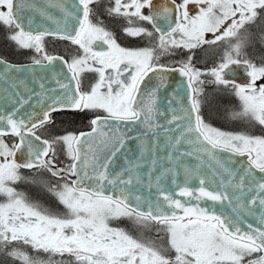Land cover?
Listing matches in <instances>:
<instances>
[{
	"label": "snow or ice",
	"instance_id": "6c2138e0",
	"mask_svg": "<svg viewBox=\"0 0 264 264\" xmlns=\"http://www.w3.org/2000/svg\"><path fill=\"white\" fill-rule=\"evenodd\" d=\"M98 4L100 0H76L71 5L74 11H69L63 3L49 0V6L58 7L64 13V26L60 27V21H53L57 24L55 32L34 33L24 26L23 13L33 7L29 0H0V24L11 30L8 39L19 48L40 54V58L33 59L35 65L45 62L51 65L59 60L70 74L68 83L55 81L63 90L62 95H47L43 91L39 94V103H51L47 104L38 122L15 118L19 108L10 115L0 116V124L5 125L0 128V197L5 199L0 203V246L7 248L19 242L51 256L68 255L74 259V264H264V228L249 223V231H242L239 219L233 221L206 207L182 203L168 194L163 196V201L172 209L170 213L163 211L159 204L155 209L150 205L146 211L141 210L139 196L135 197V207L129 203V187L141 184L138 169L144 167L146 157L152 171L157 170L159 158L152 153L158 150L157 129L164 127L155 120L158 89L142 93L141 85L149 73L176 71L187 80L191 92L190 109L183 116L173 115L168 121L174 125L184 120L186 124L183 130L176 129L179 135L169 139L166 145L176 156L166 155L165 159L179 164L182 158L193 157L197 165L183 168L185 176H191L198 173L206 157L212 172L211 183L223 189L210 191L204 187L209 181L200 178L199 195L187 186L180 188L178 195L190 200L205 198L220 204L227 201L238 218L243 213L251 214L253 208L264 209V136L234 134L210 127L200 115L198 99L205 83L201 77L211 76V83L231 86L235 91L242 105V111L235 114L237 117H248L264 126V86H256L257 80L264 79V65L257 66L242 58L249 40L242 30L247 33L246 26L264 17V0H180L179 3L162 0L159 5L153 0H113L106 12L110 16L127 18L126 35L155 41L153 46L139 49L121 47L102 21L93 22V5ZM190 5L196 6L195 14L190 12ZM144 9H149V13L145 14ZM41 15L46 13L41 12ZM69 20L73 21L71 30ZM137 21L151 25L152 30L139 26ZM28 24L30 27L31 21ZM207 34L214 38H206ZM48 35L70 41L82 50V54L74 56L70 62L48 55L43 44ZM220 41H228L229 50L208 72L193 65L192 55L181 62L179 68H166L158 63L159 55L171 54L175 49L192 53L203 45ZM5 63L0 59V64ZM232 65L244 67L250 77L246 86L226 78V70ZM13 67L6 65V70ZM86 72L96 73L98 77L87 92L80 88L81 76ZM159 79L158 87L164 86V77L159 76ZM39 87L43 90L44 84ZM49 91L57 93L58 90ZM28 102L22 98L20 108ZM61 110H102L106 115L91 120L90 132L42 140L36 129L51 123V113ZM109 121L118 124L110 126ZM137 123L143 126V131L136 136L129 135L131 127L121 131L119 126ZM168 131L171 129H166ZM8 135L17 137V142L6 143L4 137ZM129 140L139 141L138 152L131 156L128 154L131 149L124 151ZM153 142L156 149L152 147ZM57 144L65 147L71 161L66 168H59L55 163ZM184 144L192 150L181 151ZM221 152L230 155L222 159ZM17 153L24 155L23 162H17ZM121 154L123 165L110 172ZM232 157L247 159L234 169L230 165L237 161ZM33 168L43 169L60 179L75 177L49 189L66 209L65 214L41 210L12 186L23 179L21 169ZM156 179L159 182L160 177ZM106 188L113 193L119 189V195L105 194ZM121 217L145 226L150 222L159 224L167 235V247H155L110 226L111 220ZM260 223L264 225V215ZM7 254L20 264H42L19 249Z\"/></svg>",
	"mask_w": 264,
	"mask_h": 264
},
{
	"label": "water",
	"instance_id": "95a60500",
	"mask_svg": "<svg viewBox=\"0 0 264 264\" xmlns=\"http://www.w3.org/2000/svg\"><path fill=\"white\" fill-rule=\"evenodd\" d=\"M53 3L61 2L64 7L69 11H74L71 5L76 2V0H52ZM154 4L159 5L162 0H153ZM29 3L33 6L30 9H26L23 13L25 30H31L34 33L39 31H49L55 32L57 29V24L53 21H60V27L64 26L65 16L64 13L58 7L49 6V0H29ZM41 12L46 13V15H41ZM51 17L52 19H48ZM28 21H31V26L29 27ZM163 23V22H161ZM73 21L69 20L68 27L71 30ZM54 36V35H49ZM62 57L60 55H51ZM5 64H0V116L10 115L13 111L19 108V112L16 113L15 118H23L26 121L38 122L43 111L47 110V104L51 101H46L44 103H39L40 93L43 91L47 95H62L63 90L59 89L56 84V80L59 79L62 83H68L70 81V74L67 72V66L62 64L61 61L57 60L51 65H35L34 63L16 64L14 62H8L7 60L0 57ZM6 65H14L10 71L6 70ZM166 68H179L180 65H164ZM244 71L243 66L233 65L226 72L240 73ZM159 76L164 77V86L158 87L160 85ZM43 83L44 89L41 90L39 85ZM74 84V82H72ZM57 89V93H51L50 89ZM153 89H158L156 92V108L158 114L155 117L156 122L163 125V128L157 129V137L159 141L158 150H154L152 153L153 157H158L157 170L152 171L149 159L146 157L144 160V167L138 169L141 176V184L133 185L129 187L130 199L129 203L135 207L136 201L135 197H141L140 208L141 210H147L151 205L155 209L156 205L159 204L163 211L170 213L172 209L167 208L165 202L163 201V196L165 194L172 195L174 199L181 200L182 203H190L191 206L199 205L201 207H206L210 211H214L217 215L222 217H228L233 221L239 219V226L242 231H249L247 225L250 223L253 227L264 228V225L260 223V218L264 215V209L253 208L251 214L243 213L240 217H237V213L232 211V207L227 201L223 204L218 202H213L205 198L200 200H190L188 197H181L178 195L180 188L187 186L189 189L193 190L196 195H199V184L200 178H206L209 183H206V187L210 191H223L222 188L218 187L217 183H211L212 172L209 168L207 158L205 157V163L199 168V171L195 175L185 176L183 168L187 165L190 168H194L198 161L193 157L182 158V163H177L174 161H168L165 159L166 155L176 156V153L167 148L166 145L169 139H175L179 135L176 129L183 130L186 121L178 120L176 124H169L168 121L173 115L183 116L186 110L190 109V99L191 92L187 87V80L182 77L179 72L168 71L163 73H149L145 77L143 84L141 85V92L146 93ZM26 99L29 102L26 103L22 108H20L19 101L21 99ZM146 98V97H145ZM57 112V111H56ZM103 117V116H100ZM110 126H116L118 122L109 121ZM121 131H127L129 127L132 131L129 132L130 136L140 135L143 131V126L139 123L136 125L119 124ZM5 125L0 124V128H4ZM92 127V126H91ZM166 129H171V131L166 132ZM91 128L84 130L80 133L90 132ZM42 139V138H41ZM147 139V137H145ZM43 140V139H42ZM139 141L129 140L128 148L124 151L131 152L128 154L131 156L138 152ZM152 147L156 149L155 142L152 143ZM181 151L192 150L191 146L184 144L180 149ZM222 159H227L230 154L219 153ZM17 162H23L25 157L21 153H17ZM236 164L230 165L234 169L239 168V164L242 161H246V157H232ZM123 165V154L119 155L115 165L110 168V172L117 171ZM166 169H171L172 171H166ZM149 173H151V179L149 180ZM259 176V174H257ZM156 177H160L159 182H157ZM71 180L75 177H70ZM231 193V189H228ZM105 194H115L119 195V189L115 193L105 189ZM177 214L182 215L180 210H176Z\"/></svg>",
	"mask_w": 264,
	"mask_h": 264
},
{
	"label": "rangeland",
	"instance_id": "374dc122",
	"mask_svg": "<svg viewBox=\"0 0 264 264\" xmlns=\"http://www.w3.org/2000/svg\"><path fill=\"white\" fill-rule=\"evenodd\" d=\"M101 1L102 0H100V3ZM107 7H110V5L109 3L105 1L104 2L102 1L101 4L96 6V13L98 16V17L96 16L97 19L98 18L101 20L103 18L107 19V22L109 23V25H111L110 28H112L114 31L118 33L123 32L124 29L128 26L127 18L124 17L126 19V20L124 19L125 25L122 20L117 19V22L112 21V19H115V18H113L114 16H110L107 14L106 12ZM246 28H247V33H244V30H242V34L248 35L249 40L243 49L242 58L249 60L250 58H253L256 55L253 50H255L256 48L257 41L264 47V17H261L257 21L256 24L248 25L246 26ZM10 31L11 30L9 28L0 24V47L3 48L5 52H9L10 51L9 48L12 47L14 51L11 50L8 53V55H10L9 56L10 58L12 57V58L17 59L19 57L18 55L15 56V54L16 53L19 54L20 53L19 51L22 50V48H19L16 44L11 47L9 46L10 44H14V42L8 39ZM209 36L210 34H207L206 38H209ZM213 38L210 37L209 39H213ZM232 43H235V41H232ZM43 44H44V49L46 52L47 51L49 52V49L50 51H52L53 49L55 50V48H57V47H54L52 43L48 44L46 39H44ZM203 46L204 47L202 48V51L204 50L205 52L204 55L201 58L200 56H198L197 62L193 60V55H192V63L197 69L201 70L202 72H208L213 67H215L217 64L221 62L222 57L224 56V53L229 50V42L220 41L216 44H212L211 47H208L210 45H203ZM60 49L65 50V48H60ZM27 50L30 51V54L29 55L26 54L24 56L25 58L29 57V59L32 61L34 58H40V54L35 53L34 50L32 49H27ZM11 62H14V61H11ZM252 62L255 63L257 66L264 65V63H260V62H255V61H252ZM14 63L18 64L17 62H14ZM201 79L204 80L205 83L202 85V88H203L202 94L200 95V97L198 96V99L200 100V105L202 106L204 101L206 100L208 103H211V104L215 102L213 104V110L214 108L218 110L217 111L218 114H216L217 116H213L212 114H210V112H207L209 115V119L206 117H203L204 123H206L207 121L208 123L206 124H208L210 127L216 128L223 132H229V133H234V134L244 133V134L253 135V136H264V126H260L259 124L252 121L248 117H243V116L237 117L235 115L236 113H239L242 111V105H241V101L239 100V98L235 95L234 90L231 92L229 88L227 87H224V86L222 87V86H218V85L211 83V80H212L211 76H207V75L202 76ZM242 83L244 84L243 81ZM207 88L209 89V92L206 96L205 92L208 90ZM218 92H222V93L224 92L225 94H228V97L224 96L223 99H220V101H217L219 99H215V97L213 96ZM59 117H63V116L60 115ZM64 119H65L64 122L61 123V125H59L60 128L61 127L63 128V130L58 131L59 128L57 129V126H56L55 128L57 129L58 134H56L54 130V133L52 136H55L57 138L63 135L70 134L71 132L70 133L65 132V134L62 135L61 132H63L66 129L73 128V126L77 125L79 122V121L69 122L68 121L69 117H64ZM209 120L213 124L210 123ZM230 126L234 127V129ZM226 127H230V128H226ZM8 141L9 140H5L6 143H8ZM64 150L66 152V149L63 145L57 144L56 153L57 155L58 154L61 155L60 156L61 161L66 158V153L64 152ZM21 176L24 179L16 183L14 188H16L18 192L22 193L26 197L28 202L38 205L41 210H45L51 214H55V215L65 214L66 210L61 206V204L58 203V200L55 197V195L49 190L50 188H55L58 185H62L63 183H65V181H59V182L51 181L50 182L48 176L44 173H41L40 171L39 172L38 171L37 172L28 171L26 174H21ZM50 196H52L51 199L54 198L55 201H51ZM3 202H5V199L3 197H0V203H3ZM55 202L56 204L58 203L59 205L58 204L55 205ZM109 223L111 227L122 229L126 231L128 234L132 235L134 238L142 240L146 243H151L155 247H158V248L167 247V235L165 234L162 226H160L159 224L150 222L148 223L147 226H145V225H141L137 223L134 219H131L128 217H121L119 219H114V220H111ZM0 248L3 250L5 254H7L12 249H19L20 251L27 253L29 256L33 257L34 259L41 261L42 264H74V259L70 256L65 255L66 256V257L64 256L65 258L57 257L56 259H54V256H51L48 253L36 252L30 246L23 245L19 242L13 243L7 246V248H3L2 246H0ZM255 255H258V254H255Z\"/></svg>",
	"mask_w": 264,
	"mask_h": 264
},
{
	"label": "flooded vegetation",
	"instance_id": "af4514ba",
	"mask_svg": "<svg viewBox=\"0 0 264 264\" xmlns=\"http://www.w3.org/2000/svg\"><path fill=\"white\" fill-rule=\"evenodd\" d=\"M103 2H107L109 3L110 6H112L113 4V0H102ZM101 1V3H102ZM177 2L179 3L180 0H177ZM100 3V4H101ZM99 5V4H98ZM98 5H93L94 10H95V15L92 17L93 22H103V26L110 32H112V34L114 35L117 43L124 48H128V49H139V48H144V47H151L154 45L155 41H150L147 38H143V37H130L128 35H126V33L123 32H116L114 31L112 28H110L111 25H109V23L107 22V19H97V13H96V6ZM98 10V9H97ZM189 10L190 12H192L193 14H195L196 12V6L195 5H190L189 6ZM145 14L149 13V9H144ZM97 16V17H96ZM112 19V21H116L118 20H122L124 22V17H120V16H114ZM126 20V19H125ZM139 26H143L148 28V30H152L151 29V25H148L144 22H136ZM125 25V22H124ZM123 25V26H124ZM213 38L210 34L209 38ZM208 38V39H209ZM44 39L47 40L48 44H53L55 48V50L53 49L52 51L48 52V55H60L63 57L64 60H68L69 62L71 61V59L74 56H78L82 54V50L79 49V47L77 45H73L70 41L68 40H63V39H59L57 36H46ZM260 43L257 41V45L255 50H253L255 52V57L250 58L249 60L251 61H255V62H260V63H264V47L263 45H259ZM14 44H10L9 46H14ZM204 46L193 50L192 53H189L187 50L185 49H175L171 54H166V55H159L158 58V63L161 65H181V62L187 60L189 55H193V60L195 62H197V58L198 56H200V58L204 55V50L202 51V48ZM208 47H211L208 46ZM60 48H65V50H62ZM9 50H13V48H9ZM20 50V49H19ZM9 51V52H10ZM14 51V50H13ZM9 52H5V50L3 48L0 47V56H2L5 60H7L8 62L14 61L17 62L18 64H23V63H32L33 61L29 59V57L25 58L24 56L27 54H30V51L27 49H22L20 50L19 54L16 53L15 56L18 55L19 58L15 59V58H10L8 55ZM21 55V57H20ZM97 74L96 73H92V72H86L83 73L81 76V91H90L91 87L96 83L97 80ZM226 78L230 79V80H234L236 83L241 84L242 86H246L249 82H250V77H248L245 73V70L243 72L240 73H230V72H226ZM242 81L244 82V84L242 83ZM256 86L257 88L264 86V79L261 80H257L256 81ZM231 87V86H230ZM228 86V88L230 89V91H233V88H230ZM208 89V88H207ZM209 92V89L205 92L206 96ZM235 92V91H234ZM200 97V95H199ZM201 105H200V109H201ZM65 114V115H64ZM63 116V117H59V116ZM69 115V116H68ZM106 113H104L102 110H83V111H79V110H61V111H57V112H53L51 113V123H47L45 125H43L42 127H40L39 129H36V134L39 135L42 139H48V140H54L56 139L55 136H52L54 133V130L56 132V134H58L57 129L59 128L58 131L63 130V128L59 125H61V123L64 122V117H69L68 121L69 122H78L77 125L73 126V128L71 129H66L64 130L62 133L65 134V132H71L70 134H75L77 135L79 132H83L84 130H88L91 128V120L95 119L97 116H105ZM207 122V121H206ZM208 123V122H207ZM57 126V129L55 128ZM60 133V134H61ZM10 138V139H9ZM5 140H9L8 144H14L17 142L18 138L15 136H5L4 137ZM56 151H57V145H55ZM65 152V150H64ZM66 153V152H65ZM61 155L56 153L55 156V163L57 165V167L59 168H66L67 165H69L71 163L70 159L68 158L67 154H66V158L64 160L61 161ZM28 171L34 172V171H40L41 173H44L48 176L50 182L54 181V182H59V181H70L71 178L67 177L65 179H60L59 177H53L50 173H48L47 171L43 170V169H21L20 170V174H26ZM24 179V178H23ZM16 184L12 185L13 187ZM52 196H50V200L51 201H55L54 198L51 199ZM57 202V201H56ZM57 205L59 203L56 204ZM50 204V203H49ZM60 204V203H59ZM58 204V205H59ZM46 205V204H45ZM48 205V204H47ZM63 207V205H61ZM64 208V207H63ZM62 208V209H63ZM47 209V208H46ZM66 210V209H65ZM54 213V212H53ZM68 256V255H66Z\"/></svg>",
	"mask_w": 264,
	"mask_h": 264
},
{
	"label": "trees",
	"instance_id": "16d2710c",
	"mask_svg": "<svg viewBox=\"0 0 264 264\" xmlns=\"http://www.w3.org/2000/svg\"><path fill=\"white\" fill-rule=\"evenodd\" d=\"M223 87V86H222ZM228 88V87H227ZM230 90V89H229ZM219 93V94H218ZM218 93H216L213 97H215V99H219V100H217V101H220V99H223V97L225 96V97H228V94H225L224 92L222 93V92H218ZM211 97V96H210ZM209 97V98H210ZM212 97V98H213ZM206 100V99H205ZM222 101V100H221ZM223 102V101H222ZM215 102H213L212 104L211 103H208L207 102V100L206 101H204V103H203V105H202V107H201V109H200V112H201V116H203V117H206V118H208L209 119V115H208V113L207 112H210V114H212L213 116H217L216 114H218L217 113V111L218 110H216L215 108H214V110H213V104H214ZM216 118V117H215ZM219 119V118H218ZM229 120V119H228ZM227 120V121H228ZM209 122H210V120H209ZM214 122V121H213ZM207 123V122H206ZM210 123H212V122H210ZM213 124V123H212ZM230 127H232V126H230ZM230 127H226V128H230ZM233 129H234V127H232ZM57 257H60V256H54V259H56ZM66 257V256H65ZM64 256L63 257H60V258H65ZM0 264H20V261H18V260H16V259H14V258H12V257H10L9 255H7V254H5L4 252H3V250L0 248Z\"/></svg>",
	"mask_w": 264,
	"mask_h": 264
}]
</instances>
